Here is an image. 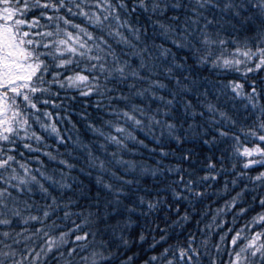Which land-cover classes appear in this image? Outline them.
Instances as JSON below:
<instances>
[{"label": "snow or ice", "instance_id": "1", "mask_svg": "<svg viewBox=\"0 0 264 264\" xmlns=\"http://www.w3.org/2000/svg\"><path fill=\"white\" fill-rule=\"evenodd\" d=\"M0 264H264V0H0Z\"/></svg>", "mask_w": 264, "mask_h": 264}]
</instances>
